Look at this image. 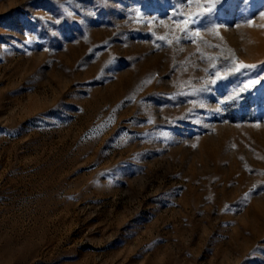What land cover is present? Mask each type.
Listing matches in <instances>:
<instances>
[{
	"label": "rangeland",
	"instance_id": "1",
	"mask_svg": "<svg viewBox=\"0 0 264 264\" xmlns=\"http://www.w3.org/2000/svg\"><path fill=\"white\" fill-rule=\"evenodd\" d=\"M262 13L0 0V264H264Z\"/></svg>",
	"mask_w": 264,
	"mask_h": 264
},
{
	"label": "snow or ice",
	"instance_id": "2",
	"mask_svg": "<svg viewBox=\"0 0 264 264\" xmlns=\"http://www.w3.org/2000/svg\"><path fill=\"white\" fill-rule=\"evenodd\" d=\"M262 15H264V13H262ZM197 35H198V33H197ZM161 39H163V37H161ZM193 42H194V41H193ZM239 67H240V68H248V67H252V66H251V65H245V64L241 63V64L239 65ZM222 78H223V77H221L220 74L217 73V74H216V77H215L211 82H212V83H215L216 80H218V79H222ZM254 83H256V81H249V85L254 84Z\"/></svg>",
	"mask_w": 264,
	"mask_h": 264
}]
</instances>
